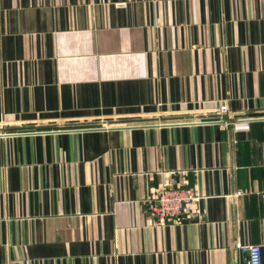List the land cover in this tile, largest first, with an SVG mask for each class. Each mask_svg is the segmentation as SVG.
I'll return each mask as SVG.
<instances>
[{
	"label": "crops",
	"instance_id": "1",
	"mask_svg": "<svg viewBox=\"0 0 264 264\" xmlns=\"http://www.w3.org/2000/svg\"><path fill=\"white\" fill-rule=\"evenodd\" d=\"M170 181L201 217L152 226ZM239 243L264 259V0H0V264H243Z\"/></svg>",
	"mask_w": 264,
	"mask_h": 264
},
{
	"label": "built area",
	"instance_id": "2",
	"mask_svg": "<svg viewBox=\"0 0 264 264\" xmlns=\"http://www.w3.org/2000/svg\"><path fill=\"white\" fill-rule=\"evenodd\" d=\"M220 123H227L226 116H231L227 103L217 109ZM232 118V117H231ZM239 191L237 194H242ZM196 187L176 181L165 182L152 188L150 199V224L160 227L167 224H179L191 215L201 217L199 202L202 199ZM239 249L245 253L243 264H264L263 246L258 243H239Z\"/></svg>",
	"mask_w": 264,
	"mask_h": 264
}]
</instances>
